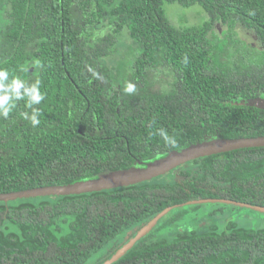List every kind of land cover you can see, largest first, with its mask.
<instances>
[{
	"label": "trees",
	"instance_id": "trees-1",
	"mask_svg": "<svg viewBox=\"0 0 264 264\" xmlns=\"http://www.w3.org/2000/svg\"><path fill=\"white\" fill-rule=\"evenodd\" d=\"M1 1L0 69L9 81L39 80L44 99L0 116V194L96 180L205 141L264 137V109L242 104L264 99V0ZM159 73L170 79L157 89ZM33 109L36 126L25 119ZM208 199L264 207V148L196 159L128 188L0 202V264H105L170 207L114 264H264V228L225 212L249 209L188 205Z\"/></svg>",
	"mask_w": 264,
	"mask_h": 264
},
{
	"label": "water",
	"instance_id": "water-1",
	"mask_svg": "<svg viewBox=\"0 0 264 264\" xmlns=\"http://www.w3.org/2000/svg\"><path fill=\"white\" fill-rule=\"evenodd\" d=\"M246 38L251 47H256L258 49L261 48L260 44H258L251 35L248 34ZM242 104H245L250 107L264 109V99L250 100ZM251 148H264V137L242 139H217L212 141H205L202 143L191 145L179 151H172L166 157L156 160L154 162L139 163L138 168H132L123 172L106 174L96 180L83 181L65 186L44 187L9 194H0V202L9 203L20 199L83 195L101 192L105 190L128 188L162 177L178 169L180 166L196 159ZM207 203H225L235 205L242 209L245 208L264 214V207L251 206L247 203H240L229 200H199L189 202L188 205ZM182 206L184 205H180L178 207ZM175 208L176 207H170L161 212L147 226H145L141 231H139L134 239L127 243L121 250L118 251L116 255H114L105 264L116 263L131 248H133L135 244H137L146 235L152 232L153 229L158 225L160 220H162Z\"/></svg>",
	"mask_w": 264,
	"mask_h": 264
},
{
	"label": "clouds",
	"instance_id": "clouds-1",
	"mask_svg": "<svg viewBox=\"0 0 264 264\" xmlns=\"http://www.w3.org/2000/svg\"><path fill=\"white\" fill-rule=\"evenodd\" d=\"M185 63L187 59L185 58ZM92 76L96 79H102V77L94 70L89 68ZM40 81L37 80L30 86L19 78H13L9 81V72L5 69H0V116L7 118L11 110L16 106V101L27 98L28 106L31 107L34 104H39L44 96L39 90ZM124 92L131 95L136 92V85L129 82L124 87ZM40 113L38 109H33L31 116L25 114V119H30L33 126L39 125L40 120L38 119ZM165 144L170 147L177 146V140L174 136H170L168 132L160 128L158 130Z\"/></svg>",
	"mask_w": 264,
	"mask_h": 264
},
{
	"label": "rangeland",
	"instance_id": "rangeland-1",
	"mask_svg": "<svg viewBox=\"0 0 264 264\" xmlns=\"http://www.w3.org/2000/svg\"><path fill=\"white\" fill-rule=\"evenodd\" d=\"M7 2L5 1H1L0 0V10H1V15L5 16V14L7 13ZM183 12H177L175 13L176 15H174V18H176L175 21H179L180 20V16L182 15ZM191 16H195V11L191 10L190 11ZM187 14V13H186ZM183 17V16H182ZM188 17V16H187ZM192 21V18H190V22ZM175 22V23H177ZM196 22V21H194ZM186 23V20H185ZM178 24H182L180 21L178 22ZM247 39V38H246ZM125 44H123L121 46V53L125 50L126 46H129V42L128 41H124ZM170 77L167 76V74L165 73H159L158 75H154V80H155V88L160 89L163 88L164 86L168 85V81H169ZM215 208L213 207H208V208H203L202 211L204 210H214ZM225 212L227 214L230 213H234V216H231V218H229L228 220L230 222H237L238 224H240L241 226H244L246 228H264V217L261 216V214L252 212L250 210H242V211H234V209L231 208H226ZM202 221V222H200ZM196 223H200L201 226H206L207 224L211 223V220L209 217H201L198 221H196Z\"/></svg>",
	"mask_w": 264,
	"mask_h": 264
},
{
	"label": "flooded vegetation",
	"instance_id": "flooded-vegetation-1",
	"mask_svg": "<svg viewBox=\"0 0 264 264\" xmlns=\"http://www.w3.org/2000/svg\"><path fill=\"white\" fill-rule=\"evenodd\" d=\"M196 13V12H195ZM183 14V13H182ZM187 14L185 13V16H186ZM187 17V16H186ZM185 18V17H184ZM197 18H198V21L199 22H201V21H203L204 19H205V16L204 15H199V16H197ZM186 19V18H185ZM185 19H184V23L183 22H181L183 25L185 24L186 25V23H185ZM220 29H224V30H226L227 28L226 27H220ZM252 36V35H251ZM254 38V37H253ZM137 236V235H136ZM135 236V237H136ZM134 237V238H135ZM134 238H132V239H134Z\"/></svg>",
	"mask_w": 264,
	"mask_h": 264
}]
</instances>
